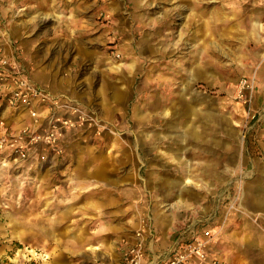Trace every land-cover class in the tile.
Masks as SVG:
<instances>
[{"label": "rangeland", "instance_id": "rangeland-1", "mask_svg": "<svg viewBox=\"0 0 264 264\" xmlns=\"http://www.w3.org/2000/svg\"><path fill=\"white\" fill-rule=\"evenodd\" d=\"M263 26L264 0H0V58L73 124L48 163L0 151V264H114L137 233L147 258L202 229L222 264H260L240 244L264 232ZM191 98L208 125L187 151ZM30 124L0 97V138Z\"/></svg>", "mask_w": 264, "mask_h": 264}, {"label": "built area", "instance_id": "built-area-1", "mask_svg": "<svg viewBox=\"0 0 264 264\" xmlns=\"http://www.w3.org/2000/svg\"><path fill=\"white\" fill-rule=\"evenodd\" d=\"M0 97L12 109L27 110L31 119V124L18 133L4 134L0 138V151H7L14 161H27L37 156L43 163L50 162L47 152L55 149L62 129L73 126L71 118L58 115L55 96L34 83L15 59L0 58ZM46 102H50L47 121H42L40 112ZM211 241V235L180 241L158 256L154 264H222L208 256L207 247ZM119 264H150L140 233L136 234L134 243L123 248Z\"/></svg>", "mask_w": 264, "mask_h": 264}, {"label": "crops", "instance_id": "crops-1", "mask_svg": "<svg viewBox=\"0 0 264 264\" xmlns=\"http://www.w3.org/2000/svg\"><path fill=\"white\" fill-rule=\"evenodd\" d=\"M196 99H198V98H196ZM192 101H193V99L191 98L189 101L184 103L185 109L183 110L182 115L185 118H187L188 120H187L186 126L182 129L183 133L180 136L181 138L178 140V141H180L181 144H183V147H182L183 150H187V151L190 148L187 145V142H193V143L199 142L201 140L202 136L207 133L206 126L208 125V121L205 117V114L202 113L204 110L198 108L196 103H194V101L193 102ZM201 117H202V119H201ZM219 121L220 120L218 119V122ZM218 122L215 120V123H218ZM191 127H192V130H190ZM201 128H204V130ZM139 137H142V136H139ZM175 141H176V139H172V142H175ZM168 150L172 152L173 157L175 159L179 160L182 158L179 150L175 151L173 146L168 147ZM79 174L82 175V171L79 172ZM189 174L190 173H188V175ZM257 181H258V183L255 184L254 191H253V199H255L254 203H256L258 201L259 204H264V176H262L261 178H258ZM175 182L179 183V185H182L183 179H179V180L175 179ZM52 189L55 190L54 187H52ZM247 190L251 191L250 186H249V188H247ZM53 222L55 223L54 226L57 225L58 218L56 217L54 220H49L48 223H53ZM59 232H60V230H56V229L50 230V228H49L46 231V233H47L46 235L49 236L50 233L56 234ZM192 232H187V230H183L182 232H178V233L174 234L173 238L170 239L169 244L166 245L165 251L167 249L169 250L172 246H174L176 243H178L180 241H187L193 237H196L195 234H193ZM209 234L210 233L208 230L202 229L201 232L198 234V236L205 237ZM236 234L239 235L238 233H236ZM242 235H243V233L240 234V236H242ZM243 238L245 241L243 244H240L238 242L239 241L238 239H237L238 241H236L238 244L237 243L234 244V242L231 243L232 250H234V249L238 250L239 244H240L241 246L248 248L247 250H255L257 252L259 250H261V252L264 253V232L252 229L248 225L247 230H246V234H245V236H243ZM212 245L213 244L210 243L207 247V252H208L209 258L223 260L224 255L222 254V251H221L222 249L221 250L220 249H213ZM219 247L221 248V245ZM160 253H161V251L156 250L152 257L147 256V261L150 264H154V262H156V260H157V257L160 256ZM238 256H239V254H238ZM225 257H227V256H225ZM119 261H120V255H119L118 259L114 262V264H119ZM249 264H250V262H249ZM260 264H264V256H263Z\"/></svg>", "mask_w": 264, "mask_h": 264}]
</instances>
